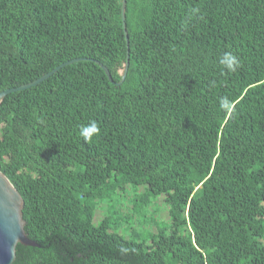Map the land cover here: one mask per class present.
Returning <instances> with one entry per match:
<instances>
[{
  "label": "trees",
  "instance_id": "1",
  "mask_svg": "<svg viewBox=\"0 0 264 264\" xmlns=\"http://www.w3.org/2000/svg\"><path fill=\"white\" fill-rule=\"evenodd\" d=\"M123 1L0 0V93L83 59L0 105V170L39 245L15 264H264V0H126L129 47ZM140 188L136 213L169 215L141 239L115 209Z\"/></svg>",
  "mask_w": 264,
  "mask_h": 264
},
{
  "label": "water",
  "instance_id": "2",
  "mask_svg": "<svg viewBox=\"0 0 264 264\" xmlns=\"http://www.w3.org/2000/svg\"><path fill=\"white\" fill-rule=\"evenodd\" d=\"M122 21L123 27L129 47V36L127 33V25H126V0L123 1L122 5ZM83 59H73L67 61L61 65H58L55 69L50 71L49 73L43 75L42 77L34 80L31 83L21 85L19 87L7 89L0 93V105L3 103L6 96L11 93L25 90L31 88L33 86H37L42 83L49 77H51L54 73L58 72L60 69L65 67L66 65L73 64ZM100 68L104 70L106 75L109 77L112 83H116L110 71L98 62ZM130 65V55L128 49V57L124 70V74L122 79L117 83V85H121L124 83ZM24 199L16 189L14 184L10 181V179L0 170V264H15L17 257V247L18 245L30 246V247H39V245L31 240L25 230L26 221L24 219Z\"/></svg>",
  "mask_w": 264,
  "mask_h": 264
},
{
  "label": "rangeland",
  "instance_id": "3",
  "mask_svg": "<svg viewBox=\"0 0 264 264\" xmlns=\"http://www.w3.org/2000/svg\"><path fill=\"white\" fill-rule=\"evenodd\" d=\"M140 192H144V188L138 190L129 189L128 192L119 198L118 205L114 207L119 211V213L117 212L118 215L122 217V230L126 231V229H129V226H134L133 230L137 231L140 236L138 238L141 239L151 231L157 232V221L167 222L169 220V215L162 198H159L156 201H151L148 206L136 213L133 210V206L134 203H136L135 198ZM113 212V207L108 208L106 204H104L96 211L95 223L100 224L105 218V215H111ZM127 219H130V225H128L127 222L125 223ZM127 235L131 236V233H128Z\"/></svg>",
  "mask_w": 264,
  "mask_h": 264
},
{
  "label": "clouds",
  "instance_id": "4",
  "mask_svg": "<svg viewBox=\"0 0 264 264\" xmlns=\"http://www.w3.org/2000/svg\"><path fill=\"white\" fill-rule=\"evenodd\" d=\"M219 64L221 67L229 73L236 72L242 65L240 58L231 52L224 53L219 58ZM220 109L225 111H232L233 105L231 100L227 97L220 99ZM100 128L95 121H90L86 125H82L79 128V135L87 142L91 141L94 136H98Z\"/></svg>",
  "mask_w": 264,
  "mask_h": 264
}]
</instances>
